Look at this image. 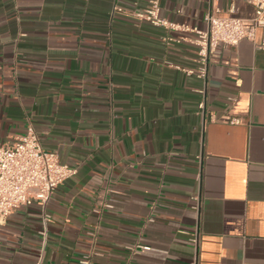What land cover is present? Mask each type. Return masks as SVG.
<instances>
[{
	"label": "crops",
	"instance_id": "0c3cea01",
	"mask_svg": "<svg viewBox=\"0 0 264 264\" xmlns=\"http://www.w3.org/2000/svg\"><path fill=\"white\" fill-rule=\"evenodd\" d=\"M213 2L252 26L251 0L162 16L203 29ZM148 3L0 0V144L32 125L78 169L47 222L33 203L0 225V264H264L262 30L220 44L206 84L194 35L113 13Z\"/></svg>",
	"mask_w": 264,
	"mask_h": 264
},
{
	"label": "built area",
	"instance_id": "2783aa9c",
	"mask_svg": "<svg viewBox=\"0 0 264 264\" xmlns=\"http://www.w3.org/2000/svg\"><path fill=\"white\" fill-rule=\"evenodd\" d=\"M255 8L252 26L246 28L245 21L235 16H222L220 9L212 3L204 17L205 28L179 24L162 16L161 0H149L147 8L141 11H125L114 8L115 14H125L137 22L149 23L174 33L194 35L193 43L197 46V68L189 70L206 84L212 58L220 44L237 46L243 40L255 42L257 30H262L261 44L264 45V0H251ZM167 41H175L167 39ZM207 106L206 99L200 104L201 110ZM234 124L240 121L233 120ZM78 174L76 167H71L61 160L56 151L43 147L39 135L32 125L25 134L12 142L0 144V225L5 223L12 213L22 207L39 203L45 215V209L54 191ZM45 222L47 216L45 215ZM193 243L198 245V238ZM82 264H90L85 257ZM198 264V258L193 261Z\"/></svg>",
	"mask_w": 264,
	"mask_h": 264
}]
</instances>
